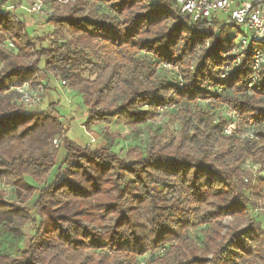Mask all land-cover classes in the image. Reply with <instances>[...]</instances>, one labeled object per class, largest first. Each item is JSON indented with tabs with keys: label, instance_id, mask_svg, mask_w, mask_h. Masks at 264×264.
I'll list each match as a JSON object with an SVG mask.
<instances>
[{
	"label": "trees",
	"instance_id": "trees-1",
	"mask_svg": "<svg viewBox=\"0 0 264 264\" xmlns=\"http://www.w3.org/2000/svg\"><path fill=\"white\" fill-rule=\"evenodd\" d=\"M58 1L46 0V36L0 10V43L15 44L0 46V264H264L263 221L249 212L264 180L244 166L264 168V66L248 88L249 52L236 62L231 29L191 21L174 0ZM48 74L80 95L87 130L164 109L177 130L124 156L78 144L59 118L16 102L12 87ZM227 110L238 129L226 135ZM249 126L257 138L242 137ZM57 136L65 158L50 176Z\"/></svg>",
	"mask_w": 264,
	"mask_h": 264
},
{
	"label": "rangeland",
	"instance_id": "rangeland-1",
	"mask_svg": "<svg viewBox=\"0 0 264 264\" xmlns=\"http://www.w3.org/2000/svg\"><path fill=\"white\" fill-rule=\"evenodd\" d=\"M2 1L4 0H0V4L2 3ZM33 1H39L43 3L44 10H46L47 14L50 12L49 4L47 3L48 1L46 2V0H7L2 6H0V10H6L5 7H9L11 14L13 13L19 20L23 21V23L27 27V31L32 34L33 37L46 36L51 30L50 25L46 22V16L44 17L32 15L28 18V15H26L28 14L26 9L28 8V5ZM66 1L67 0H64V2L58 1V3L64 4ZM70 1L72 0H69L68 2ZM24 17L27 18V21ZM225 19L226 16L219 15L220 21ZM230 31L232 33H235L237 31V27L233 26ZM240 31L244 32L245 34L247 33V29L245 27H241ZM48 43L49 41H44L43 44ZM41 66H43L42 63L40 64V67ZM40 85L43 88V91L41 92V102L45 93L49 89L48 91L50 92L46 93L45 95L46 100H49L50 103L54 102L56 104L52 105L55 111L50 109V112H48L52 116L59 118V120L63 122L62 125L63 130L66 133V137L81 145H86L90 147H101L104 145H110L112 150L118 152L121 156H124L125 151L130 147L145 151V149L150 145V143H152V138H155L156 140H163L168 136L170 131L177 130L176 124L169 125L168 123L167 115L173 114L174 112L165 109L159 112L155 120H150L145 124L129 126L118 122H112L107 126L97 125L92 127L91 130H87L84 127L86 111L83 106L82 99L76 91L63 86L61 80L52 74H48L46 76L40 75L35 85L30 84L31 88L34 91L38 89V86ZM48 86L50 88H48ZM39 110V106L34 109V111ZM240 128L242 132L245 131L244 128ZM56 138L58 139L59 146L55 147L52 143L51 147L55 154L54 164L58 162L59 167L61 166L60 162L65 157H58V155L60 152L64 153L65 149L63 137L57 136ZM50 171H52L50 172V176H52V173H57L58 168L56 169L53 166ZM26 180L31 182L33 185L35 184L37 189L41 187V184H37L30 178H26ZM46 181H49V179H47ZM1 186L4 192L5 199L8 201H15L14 188L11 185ZM36 196L37 192H34L32 197L25 203L28 208H31ZM251 210L252 211L249 210L250 214L254 213V215H257L258 218L263 221L264 225V199L259 200L257 205L253 206ZM21 232V238L18 243H16V245H18L20 249L24 248L26 242L31 237L32 224L30 222L25 224L22 227ZM191 235L195 238L197 242H200L203 237L201 228L197 227L196 229L192 230ZM14 251L11 254H13ZM20 251H16L14 253V256L20 254Z\"/></svg>",
	"mask_w": 264,
	"mask_h": 264
},
{
	"label": "built area",
	"instance_id": "built-area-1",
	"mask_svg": "<svg viewBox=\"0 0 264 264\" xmlns=\"http://www.w3.org/2000/svg\"><path fill=\"white\" fill-rule=\"evenodd\" d=\"M182 15L188 17L191 21L215 18L219 20V15L226 16L221 22L232 29L237 27L235 35L236 45L231 54L236 56V62L239 61L246 51L249 52L250 75L247 81V87L252 88L257 84L258 78L264 66V0H174ZM5 11L10 12L9 7ZM27 13L38 16H47L43 3L33 1L26 9ZM241 27L247 29V33L240 31ZM207 44V41H206ZM0 46L6 49H15V45L9 39H4ZM169 68L168 64H163ZM227 70V66L225 67ZM225 73L220 77L224 78ZM69 88V87H67ZM16 95V102L25 110H34L41 102L42 86H38L35 91L30 84L24 82L11 88ZM220 92V90H218ZM229 118L227 125L224 127V134H231L238 129V122L235 114L229 110L225 112ZM242 137L257 138L252 126L242 133ZM264 144V138L262 140ZM55 147L59 146L57 138L52 140ZM245 168L252 174L253 182L262 178L264 180V168L258 163H245Z\"/></svg>",
	"mask_w": 264,
	"mask_h": 264
},
{
	"label": "crops",
	"instance_id": "crops-1",
	"mask_svg": "<svg viewBox=\"0 0 264 264\" xmlns=\"http://www.w3.org/2000/svg\"><path fill=\"white\" fill-rule=\"evenodd\" d=\"M9 5V4H8ZM13 6V5H12ZM26 15H28V18L29 17H31L29 14H26ZM25 17H27V16H25ZM24 17V18H25ZM27 18H25V20H26ZM27 21V20H26ZM32 24V23H31ZM48 88H50L49 86H48ZM49 90V89H48ZM47 90V92L46 93H49L50 91H48ZM46 93H45V95H46ZM45 95H44V97H43V99H42V102L40 103V105H39V108H40V111H44V112H48L50 109H52L53 111H55V109L52 107V105H54V104H56V103H54V102H52V103H50L49 102V100L47 101L46 100V97H45ZM50 112V111H49ZM61 123H63L62 121H61ZM58 157H65V151H64V153H62V152H60L59 153V155H58ZM54 168H56L57 169V167H58V162H56L54 165ZM53 166H52V168H53ZM52 172V171H51ZM53 175H55L54 173H52V176Z\"/></svg>",
	"mask_w": 264,
	"mask_h": 264
}]
</instances>
